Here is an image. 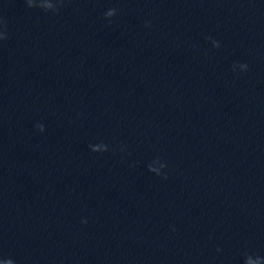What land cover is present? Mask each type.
Here are the masks:
<instances>
[{"label": "water", "instance_id": "1", "mask_svg": "<svg viewBox=\"0 0 264 264\" xmlns=\"http://www.w3.org/2000/svg\"><path fill=\"white\" fill-rule=\"evenodd\" d=\"M55 2L0 0V264H257L264 0Z\"/></svg>", "mask_w": 264, "mask_h": 264}, {"label": "clouds", "instance_id": "2", "mask_svg": "<svg viewBox=\"0 0 264 264\" xmlns=\"http://www.w3.org/2000/svg\"><path fill=\"white\" fill-rule=\"evenodd\" d=\"M63 2V0H56V2H55V6H56V8H57V5L59 4V3H62ZM26 3H27V6L28 7H37V8H40V7H38V6H35V5H32V4H30V3H28V0H26ZM40 9H42V8H40ZM42 10H44V9H42ZM45 11V10H44ZM55 12V11H54ZM116 12H117V9H115V8H113V9H109L106 13H105V18H111V17H113L115 14H116ZM5 37L3 36V35H0V39H4ZM212 43H213V46L214 47H219V44L216 42V41H212ZM240 65H242L246 70H247V65L246 64H240ZM235 67V65H233V68ZM37 127H38V129L42 132L43 130H44V128H43V125H37ZM150 171V170H149ZM165 179L167 178L166 176L164 177ZM82 223H86V221H82ZM174 230V229H173ZM217 251H220L219 249H217ZM256 258H257V264H259V261L261 260V259H264V258H262V257H260V256H255ZM252 258H253V255H250V254H248V253H244V264H253V262H252Z\"/></svg>", "mask_w": 264, "mask_h": 264}]
</instances>
